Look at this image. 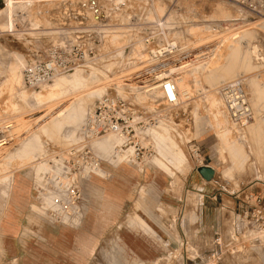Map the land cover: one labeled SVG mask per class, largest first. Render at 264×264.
Returning a JSON list of instances; mask_svg holds the SVG:
<instances>
[{
	"label": "rangeland",
	"instance_id": "rangeland-1",
	"mask_svg": "<svg viewBox=\"0 0 264 264\" xmlns=\"http://www.w3.org/2000/svg\"><path fill=\"white\" fill-rule=\"evenodd\" d=\"M248 1L246 8L226 0H202L201 17L186 28L187 34L172 37L188 45L176 51L186 48L185 52H192L191 56L185 53L192 66L179 75L189 80V95L179 98V105L170 112L159 108L160 115L171 118L169 127L164 123L156 131L164 134L165 147L143 149L151 157L134 165L114 159L103 144L79 146L75 154L68 155L67 150L77 143L82 119L98 97L84 101L82 114L73 113L66 121L67 105L74 99L60 98L72 89L64 91L59 102L53 95L55 83L27 89L22 74L28 65L45 59L49 49L66 48L71 20L64 18L60 29L64 23H52L49 12L62 6L46 3L29 12L15 11L8 0L11 13L0 18V138L5 143L0 147V264L28 260L32 261L29 264H264V239L260 238L264 232L235 229L244 194L264 195V0ZM18 11L31 15L33 27L23 15L14 18ZM212 21L220 28L214 29ZM220 40L212 56L204 57L212 47L194 53L203 49L199 45ZM101 48L98 54L103 59L95 62L91 74L96 72L105 81V92H118L122 82L119 95L129 103L147 109L161 105L157 92L149 96L139 89L152 83L133 77L146 76L142 72L153 47ZM172 68L177 67L172 64ZM87 72L83 74L90 75ZM175 73L170 77H179ZM229 83H239L251 108L250 120L241 130L232 124L221 101V89ZM30 95L38 97L36 104ZM50 102H57L52 108L67 102L66 109L56 117L60 125L54 131L39 134L34 127L52 110ZM35 137L38 142L33 150L23 154V145ZM192 139L201 145L204 165L215 170L210 188L201 187L196 163L190 159L185 142ZM175 150L185 160L169 166L172 175L157 169L153 161H164ZM84 152L87 158L92 153L98 156L96 175L87 177L94 161L85 159ZM57 157L62 162L53 169ZM179 159L183 160L182 155ZM65 168L71 175L63 178ZM61 182H67L64 191L58 190ZM72 189L79 192L75 205L81 218L75 224L58 223L54 216L59 215V208L53 210L51 199H58L59 207L60 203L67 206ZM21 203L30 221L19 230L12 211ZM216 224L222 237L219 247L213 242ZM18 230L21 254L7 258L4 252L13 253V248L3 234L14 236ZM213 254L215 258L208 260Z\"/></svg>",
	"mask_w": 264,
	"mask_h": 264
},
{
	"label": "built area",
	"instance_id": "built-area-1",
	"mask_svg": "<svg viewBox=\"0 0 264 264\" xmlns=\"http://www.w3.org/2000/svg\"><path fill=\"white\" fill-rule=\"evenodd\" d=\"M226 1L249 7L248 0ZM12 2L16 6H21L15 11L21 9L29 12L36 5L46 3L83 11V15L71 20L72 26L66 31L70 36L69 43L63 46L66 48L49 49L45 59L36 61L23 70L25 88L43 87L56 76H64L75 70L89 73L93 70L91 67L95 62L103 59L102 55L98 54L100 49L102 50L101 47H153L148 52L149 57L146 61L148 66L142 72L147 73L146 76L135 74L133 77H142L146 83H155L143 86L145 87L143 91L157 87L160 91L163 88L164 92L166 89L174 92L176 77L171 78L172 74L165 70L172 64L180 68L188 63V59L184 57L186 48L176 51V47H188V45L178 43L172 37L187 34L186 28L195 23L192 22L193 20L201 17L202 0H12ZM22 15L26 18L31 17L28 13L23 14L18 11L14 13V18L16 16L20 18ZM31 23L29 21L28 24L33 27ZM213 28L219 29L220 24L213 22ZM177 53H181L180 59H182L173 62ZM212 53L209 49L204 57L212 56ZM164 72L166 75L161 77ZM146 94L152 96L155 93ZM220 96L232 124L240 130L243 129L250 120L251 108L242 87L239 83H229L221 89ZM158 101L161 103L159 107L152 105L147 109L129 103L117 91L103 93L87 112L78 131L77 143L67 150L68 155L75 154L79 146L92 147L97 140L113 135L118 143L111 150V156L114 159L121 157L122 161L129 164H142L151 154L143 149L156 147L151 132L158 130L164 123L168 127L171 123V118H167V115H160L162 110L159 108L162 107L164 111L170 112L179 105V100L164 95H161ZM185 144L190 159L196 163L195 169L204 167V158L195 140H188ZM86 154L84 152L85 159L94 161V167L87 175L89 177L90 173L95 175V172L99 171L98 156L92 153L87 158ZM52 162L55 169L54 167L58 166L62 159L57 157ZM62 173L63 178L71 175L66 168ZM66 184L67 182H61L58 190L64 191ZM78 193L77 190L72 189L67 206L60 203L59 207L56 205L59 204L58 199H55V202L51 199L53 210L59 208V215L54 216L58 223L75 224L81 218V212L75 205L79 199ZM239 208L240 215L236 216L235 229L239 232L248 228L264 232V195L248 191L244 194ZM213 242L217 247L221 246L222 237L219 232L214 233ZM215 256V254L209 256L208 260L214 259Z\"/></svg>",
	"mask_w": 264,
	"mask_h": 264
},
{
	"label": "bare ground",
	"instance_id": "bare-ground-1",
	"mask_svg": "<svg viewBox=\"0 0 264 264\" xmlns=\"http://www.w3.org/2000/svg\"><path fill=\"white\" fill-rule=\"evenodd\" d=\"M12 1V0H11ZM13 3V2H12ZM13 7H16V8H20L21 6H16L13 4H11ZM10 7L8 5V0H0V18H4L7 16V14H10L11 13V10H10ZM65 7V6H64ZM64 7H61V9L59 8V10H52V12L50 11L49 14H50V21H52V23H54L55 25H58V24H61V22L64 23V18H68L69 20H72L75 18V16H81L83 15V11L81 10H77V8H74L75 6H72L74 9L73 11L71 10V12H74L73 14L69 13V11L66 10V8L64 9ZM71 8V7H70ZM64 9V10H63ZM68 9V8H67ZM65 11V12H64ZM64 12V13H63ZM49 14H48V17H49ZM59 15V17H58ZM61 16V17H60ZM77 16V17H78ZM54 18H58L56 22ZM70 22V21H69ZM68 22V24H69ZM62 25L64 26V24H61L60 26V29H62ZM58 27V26H57ZM197 38L196 40L197 41H203L204 40V37H195ZM199 39V40H198ZM229 42V41H228ZM222 44V40H220L219 42L214 43V44H211V45H208V44H204L203 45H199L198 47H203L202 48H198L194 53H201L203 50L206 51V47H212L211 48V52L214 53V48L216 49L217 47H219L220 45ZM207 45V46H206ZM226 45V44H225ZM229 45V44H228ZM197 47V46H196ZM226 47V46H225ZM194 50V49H193ZM187 54L189 53L190 56H191V53L192 52H186ZM212 53V54H213ZM188 54V55H189ZM187 56V55H186ZM185 56V58H187ZM169 65V64H168ZM174 65V64H173ZM192 66V60H189L188 63L183 66V67H180V68H172V65L171 67L167 66V69L165 70L166 71H169L170 73L172 72H177L175 73L176 75H180L182 74L184 71V69H187V68H190ZM163 73L161 75V77H164L166 75V73ZM84 72L83 71H80V70H75V72H73L71 75H68V76H56L53 80H52V83H55L54 84V92H53V95L57 96V101L60 102V99H66V98H69V99H74L71 103H69V105H67V111H66V114H65V118L66 121L67 120H70L71 116L73 113H77V114H82V106H83V103H85L84 101L86 100H89L91 98H94V97H100L104 92H105V81L104 82H101V80L97 77L98 75H96L95 73L94 74H91L92 71H90L89 73L87 74H90V75H84L83 74ZM105 80V79H104ZM174 86H175V91H171L170 89H166V92H164L163 88L162 90L160 91L159 89H157V87H154L152 89H150L149 91L148 90H144L142 93L143 94H146V93H151V94H155L158 95V96H161V95H164V97L168 96L170 98H174L176 100H179V98H183V99H187L188 98V95H189V90H188V85H189V80L186 78V76H179L177 78L174 79ZM103 81V80H102ZM118 82H121V81H118ZM117 82V83H118ZM241 82V81H240ZM120 84V83H119ZM122 85V82L120 84V86ZM116 86H119L118 84ZM118 87V93H122L123 89L121 87ZM163 86V85H162ZM161 86V87H162ZM45 88V87H44ZM71 88L72 89V93H67L66 95H64L62 98L59 99L60 95L64 93V91H66L67 89ZM141 90L145 89V87H141L139 88ZM131 90V89H130ZM132 91H134L132 89ZM51 92H48V93H45V95L42 97L43 100H45L47 98V96L50 94ZM136 94V91L134 92ZM141 94V93H140ZM122 95V94H121ZM124 95V93H123ZM138 96V95H137ZM29 98H31V100H33V102L35 101V104L37 103V96H28ZM58 102V103H59ZM67 103V102H66ZM66 103L65 104H59L55 107L52 108V105L54 104H57V102H50L48 103L50 105V107L52 108V110H49V114L42 118L38 123H36L34 129H36L37 131H40L39 134H46L49 130H53L52 128H57L59 125H60V120H57L56 117H58L65 109H66ZM46 104V105H48ZM62 117V116H61ZM84 119H82L81 122H83ZM21 122V121H20ZM17 125H15L16 127H19L20 126V123L19 122H16ZM19 123V124H18ZM220 126V125H219ZM9 128H13L12 125L8 126ZM248 127V125H247ZM162 128V131L165 130L167 131L165 128L161 127ZM14 129V128H13ZM16 129V128H15ZM220 130V129H219ZM249 130V129H248ZM54 131V130H53ZM156 131L158 130H154L151 132L152 134V137L155 139L156 141V147H160L161 149H163L165 147V144H164V139L162 138V135L157 133ZM35 132V131H34ZM52 132V131H51ZM244 134V133H243ZM34 135V134H33ZM32 136V135H31ZM1 137V136H0ZM38 138H40L38 136ZM227 141V140H226ZM38 142L37 138H33L28 144L26 145H23V148H22V153L23 154H27L29 153L30 151L33 150L35 144ZM118 143V140L115 136L113 135H109V136H105L99 140H97L95 143H94V146L97 148V146L99 145H105L107 148H109L110 150H112L115 145H117ZM4 140H1L0 141V147L2 145H4ZM104 146V147H105ZM160 149V150H161ZM166 149V148H165ZM99 150V149H98ZM159 150V151H160ZM164 152V151H163ZM161 153V152H160ZM159 153V154H160ZM21 155V154H20ZM162 155V154H161ZM165 155V154H164ZM162 155V156H164ZM180 155H182L183 157V160L180 161L179 157ZM169 156H166L165 155V158L167 159L165 161V158H164V161L166 162L165 164L161 163L163 161V157L161 158V162L155 160L153 161V163L155 162V166L157 167V169L163 171L164 173H167L169 175H172V172L170 171V168L169 166H171L173 164L174 167H176V164L177 166H179L178 164L179 163H182L184 160H185V156L184 154L179 151V150H175L172 154V157L170 155V157L168 158ZM12 158V157H11ZM172 159L173 162L171 161H168V159ZM116 159H119V160H122L121 157H116ZM163 161V162H164ZM171 162V163H170ZM121 163V162H120ZM169 165H168V164ZM172 166V167H173ZM211 168L213 171L214 169L212 167H209ZM99 172V171H98ZM98 172H95V175L98 173ZM215 172V171H214ZM38 179V178H37ZM20 182V181H19ZM23 185V184H22ZM118 201V200H117ZM146 220V218H145ZM140 221V220H139ZM136 224V223H135ZM142 224V223H141ZM147 224H148V221H147ZM150 224H152L150 222ZM139 225V224H138ZM143 225V224H142ZM149 225V224H148ZM153 227H154V224H152ZM159 230V229H158ZM162 230V229H161ZM139 231V230H137ZM136 231V232H137ZM251 232V231H250ZM162 233V232H161ZM256 233V231H255ZM250 234V233H249ZM259 233H257L258 235ZM263 234V233H262ZM254 235V234H253ZM252 236V235H251ZM253 237V236H252ZM262 237V240L264 239V234L262 236H260V238ZM6 238V237H5ZM255 239V237H253ZM259 238V237H258ZM257 240V239H256ZM4 242V241H3ZM2 242V243H3ZM140 244L142 243L141 239H140ZM6 245V244H5ZM38 252V251H37ZM40 257H41V254H40ZM259 261V260H258ZM135 264V263H134Z\"/></svg>",
	"mask_w": 264,
	"mask_h": 264
},
{
	"label": "crops",
	"instance_id": "crops-1",
	"mask_svg": "<svg viewBox=\"0 0 264 264\" xmlns=\"http://www.w3.org/2000/svg\"><path fill=\"white\" fill-rule=\"evenodd\" d=\"M201 147V145H200ZM197 171V169H196ZM215 171V170H214ZM215 173V172H214ZM199 175V174H198ZM155 177V176H154ZM199 179L201 180V187L202 188H210L209 187V184H210V181L209 182H206L204 180H202V178L199 176ZM28 209H26V205L24 203H21L20 205H15L14 206V210L12 211V213H14V216H15V222H16V225L18 226L19 230H20V227L23 226V225H27L29 224V219L27 218V211ZM7 213H9V209L7 210ZM6 213V215H7ZM6 215L4 216V218L2 220H5L6 218ZM1 220V221H2ZM217 225V224H216ZM19 230L17 232L16 235L12 236L10 234H7V233H4L3 235L6 237V238H10L11 241L10 243L12 244V248H13V253H9V252H4V255L7 257V258H11V257H16L17 255L21 254L20 252V246H21V242L20 241H17L16 239V236L18 235L19 233ZM214 231L215 232H219V227L218 225L215 227L214 226ZM58 237V235H57ZM56 237V238H57ZM27 242H24V244H26ZM28 244V243H27ZM68 246V245H67ZM15 261V259H13ZM29 262H32L30 260H28L25 264H29ZM33 264V263H32Z\"/></svg>",
	"mask_w": 264,
	"mask_h": 264
},
{
	"label": "water",
	"instance_id": "water-1",
	"mask_svg": "<svg viewBox=\"0 0 264 264\" xmlns=\"http://www.w3.org/2000/svg\"><path fill=\"white\" fill-rule=\"evenodd\" d=\"M197 173L202 178V180L206 182L211 181L214 177V171L208 166H204V167L197 169Z\"/></svg>",
	"mask_w": 264,
	"mask_h": 264
}]
</instances>
